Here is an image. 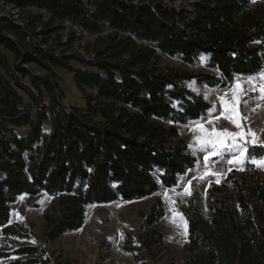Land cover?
<instances>
[{
  "label": "trees",
  "instance_id": "16d2710c",
  "mask_svg": "<svg viewBox=\"0 0 264 264\" xmlns=\"http://www.w3.org/2000/svg\"><path fill=\"white\" fill-rule=\"evenodd\" d=\"M161 54L190 64L204 56L215 72L164 69ZM263 67L264 0H0V234L26 237L11 223L20 195L57 197L45 214L51 243L81 229L90 205L175 187L197 163L179 125L212 109L181 80L226 87ZM57 69L74 73L85 107L64 106ZM247 147L264 157V145ZM196 196L183 264H264V175L254 164L213 185L206 210ZM165 215L162 198L143 213L152 251L164 244ZM39 252L4 255L35 264Z\"/></svg>",
  "mask_w": 264,
  "mask_h": 264
},
{
  "label": "rangeland",
  "instance_id": "374dc122",
  "mask_svg": "<svg viewBox=\"0 0 264 264\" xmlns=\"http://www.w3.org/2000/svg\"><path fill=\"white\" fill-rule=\"evenodd\" d=\"M167 1L179 5L186 0ZM90 5L92 7V3ZM86 38H89L88 34ZM9 57L12 58L11 55ZM202 58L206 57L200 56L197 64H190L161 54L160 66L164 69L175 68L195 74L215 72L206 66L207 59ZM56 72L66 94L64 106L85 107L86 100L77 86L74 73L65 69H57ZM261 73H264V67L256 75L237 76L226 87H211L198 82L197 79L181 80V84L186 88L202 93L212 104V109L198 120L179 125L181 136L188 144L190 153L196 157L197 163L194 169L189 170L180 178L175 187H163L156 194L143 199L90 205L87 209L86 223L81 229L69 232L51 243H47L44 239L47 225L45 214L54 213L57 197L45 192L16 197L11 204V223L18 226L26 237L18 238L0 234V264H8L18 258L22 260L33 258L28 255H4L13 252L16 248L30 245L38 246L40 249L36 257L38 263L35 264H183L188 254L185 246L188 242L186 216L189 200L197 195L196 200L206 210L212 186L224 181L232 171H244L249 163L254 164L264 175V166H258L252 162L253 160L260 161L264 157L249 158L247 147L248 143L255 146L264 145V100L258 99V91H248L249 85L246 83L249 77H256L257 84L260 83ZM237 80L244 90L238 105L239 113L247 118L240 121L242 129L224 118L222 115L224 108L220 100V97H225L232 101V89ZM45 105L48 106V100H45ZM47 111L48 119L44 124V132L50 134L51 120L55 111L51 108ZM217 117L220 118L217 119ZM210 119L213 121L212 124L207 123ZM195 122L203 124L209 131L213 126L217 131L227 129L229 132L236 133L243 130L245 136L237 137V141L245 144L247 148L244 158L239 159L240 153L235 150L223 149L216 156H210L206 162L205 156L209 155L211 149L209 146L207 151L204 150L194 139L202 135L199 130H193ZM249 129L255 133V137L248 135ZM19 132L24 133L23 130ZM253 139L256 140L255 144L252 143ZM226 142L230 143V138ZM229 161L233 162L229 163ZM158 198H162L166 206V215L160 222L161 230L165 233L164 244L156 251H152L141 241V236L147 230L143 213L147 212ZM136 255L142 259H136Z\"/></svg>",
  "mask_w": 264,
  "mask_h": 264
},
{
  "label": "snow or ice",
  "instance_id": "6c2138e0",
  "mask_svg": "<svg viewBox=\"0 0 264 264\" xmlns=\"http://www.w3.org/2000/svg\"><path fill=\"white\" fill-rule=\"evenodd\" d=\"M202 59H206V58H202ZM256 80H257L256 77H249L247 79L246 83L249 85L248 91H258L259 92L258 99L264 100V73L260 74V83L257 84ZM189 86L191 87V85ZM232 91H233L232 101L225 99V97H220V100L224 108V112L222 113V115L224 116V118L228 119L231 123H233L237 128L242 129V125L240 121L247 118L241 116L238 109V105L240 103V97L241 95H243V91H244L241 87L239 80H237V83L232 89ZM219 118L220 117H217V119ZM207 123L212 124L213 121L210 119L209 121H207ZM193 130L194 131L199 130L202 133V135L196 136L194 139L198 141V143L201 145V147L204 150L207 151L210 146L211 151H209V155L205 156L206 162L209 160L210 156H216L223 149H227L228 151L235 150V152L240 153L239 159L244 158V153L247 151V148L245 144L238 143L237 141V137L242 138L245 136L243 130H241L240 132L232 133L229 132L227 129H224L223 131H217L213 126L211 131H209L207 128L203 126V124H200L199 122H195V127L193 128ZM248 135L255 137V133L251 132L250 129ZM228 138H230L231 140L230 143L226 142ZM252 143L255 144L256 140L253 139ZM234 159H238V158L234 157ZM232 162L233 161H229V163ZM252 162L256 163L258 166H264V159H261L260 161L253 160ZM207 174L208 173H206V175ZM211 174L218 175L216 173H211ZM190 183L191 182H189V184ZM186 191L188 190L186 189Z\"/></svg>",
  "mask_w": 264,
  "mask_h": 264
}]
</instances>
